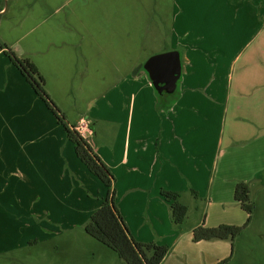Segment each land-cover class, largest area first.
Segmentation results:
<instances>
[{
  "label": "rangeland",
  "instance_id": "obj_1",
  "mask_svg": "<svg viewBox=\"0 0 264 264\" xmlns=\"http://www.w3.org/2000/svg\"><path fill=\"white\" fill-rule=\"evenodd\" d=\"M199 11L197 0H0V264H124L84 230L107 189L76 157L62 123L72 125L79 117L91 122L89 139L110 158L112 188L122 203L116 158L125 131H131L130 143L136 125L149 128L157 120L138 113L142 88L132 68L154 54H180V19ZM189 19V27L197 24ZM13 56L35 64L60 121L20 76ZM181 78L174 91L157 94L156 112L168 110ZM192 114L186 123L194 132L210 124ZM215 132L208 134L209 148L214 144L221 157L226 141L219 144ZM214 180L211 172L203 193L215 185L224 192L231 183L233 194V180ZM249 187L253 213L233 240L229 264H264V172ZM179 201L188 207L184 228L198 221L241 225L246 219L238 205L221 213L192 189ZM222 242L230 253L231 242Z\"/></svg>",
  "mask_w": 264,
  "mask_h": 264
},
{
  "label": "crops",
  "instance_id": "obj_2",
  "mask_svg": "<svg viewBox=\"0 0 264 264\" xmlns=\"http://www.w3.org/2000/svg\"><path fill=\"white\" fill-rule=\"evenodd\" d=\"M197 1L199 14L181 17V34L174 29L183 37L182 43H176L184 48L180 51L182 82L167 111L156 112L158 93L143 63L132 68L138 78L134 81L142 88L138 113H150L157 120L149 128L136 125L130 143L131 131H125L123 149L116 158L123 175V202L117 204L115 198L118 211L137 241L169 247L160 264H222L226 258L229 264L234 254L223 240H192L194 227L216 226L213 223L198 221L184 228L183 221L176 226L171 201L163 197L162 190L178 192L179 200L183 192L195 190L197 196H208L215 209L227 214L233 205L240 207L234 189L232 194L233 185L228 184L224 192L215 185L203 193L211 172L214 184L228 179L234 186L240 181L249 185L264 172V0ZM191 17L197 24L189 27ZM194 112L203 116L204 122L210 121L199 132L186 123ZM208 116H213L212 120ZM216 130L218 143L223 137L226 141L221 157L214 144L213 150L209 148L208 134ZM91 132L89 129L84 138L110 170V158L97 151L89 139ZM220 223L238 224L230 220Z\"/></svg>",
  "mask_w": 264,
  "mask_h": 264
},
{
  "label": "trees",
  "instance_id": "obj_3",
  "mask_svg": "<svg viewBox=\"0 0 264 264\" xmlns=\"http://www.w3.org/2000/svg\"><path fill=\"white\" fill-rule=\"evenodd\" d=\"M10 61L32 86L34 92L53 110L57 119L60 117L52 108L54 104L49 99L43 85L44 78L37 67L27 58L11 57ZM158 93V92H156ZM159 94V93H158ZM63 124L67 139L73 144L77 158L86 168L95 175L105 186L106 196L102 199L99 208L89 217L84 225L85 232L104 244L117 254L124 264H160L167 255L169 247L156 242L137 241L129 232L115 203V191L112 188L114 177L109 168L92 150L87 140L75 129V125ZM247 182H237L234 188V199L247 214L244 224L234 225L220 223L216 226L198 225L192 229V240H229L233 250V240L236 235L247 226L253 213V203L249 196ZM163 197L171 201V217L176 225L181 224L186 216L187 207L182 204L176 191L162 190ZM229 258L222 262L227 263Z\"/></svg>",
  "mask_w": 264,
  "mask_h": 264
},
{
  "label": "water",
  "instance_id": "obj_4",
  "mask_svg": "<svg viewBox=\"0 0 264 264\" xmlns=\"http://www.w3.org/2000/svg\"><path fill=\"white\" fill-rule=\"evenodd\" d=\"M143 70L158 93H171L181 75L180 54L177 50L154 54L143 63Z\"/></svg>",
  "mask_w": 264,
  "mask_h": 264
},
{
  "label": "built area",
  "instance_id": "obj_5",
  "mask_svg": "<svg viewBox=\"0 0 264 264\" xmlns=\"http://www.w3.org/2000/svg\"><path fill=\"white\" fill-rule=\"evenodd\" d=\"M74 129H75V130H76L81 136L85 137L84 134H85L87 131H89V129H90V128H89V122H88V120L85 119V118H82V119L78 120L76 126H74Z\"/></svg>",
  "mask_w": 264,
  "mask_h": 264
}]
</instances>
